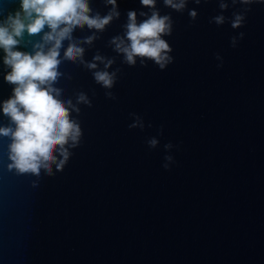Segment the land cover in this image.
I'll list each match as a JSON object with an SVG mask.
<instances>
[{"label":"water","instance_id":"obj_1","mask_svg":"<svg viewBox=\"0 0 264 264\" xmlns=\"http://www.w3.org/2000/svg\"><path fill=\"white\" fill-rule=\"evenodd\" d=\"M18 6L0 0L5 11ZM89 6L101 16L111 9L105 0ZM241 7L229 4L224 15ZM249 7L245 25L234 30L209 23L220 11L217 0L189 2L183 13L157 0L160 14L174 21L164 37L174 62L163 70L139 59L129 67L110 44L123 36L128 11L138 23L147 18L140 12L150 15L140 0H117L119 18L102 32L76 30L78 40L98 37L80 45L85 61L100 54L114 58L109 71L121 69L116 99H106L78 61L62 63V98L75 103L83 91L92 107L79 106L81 144L39 188L34 177L7 169L9 141L0 138V264H264V3ZM239 32L244 38L232 47ZM29 39L39 37L25 34L16 50L31 52ZM3 56L0 49V103L13 88ZM135 116L143 129L129 128ZM8 124L0 112V126ZM150 138L158 140L154 149ZM168 143L174 147L166 150ZM165 155L175 160L169 170Z\"/></svg>","mask_w":264,"mask_h":264},{"label":"clouds","instance_id":"obj_2","mask_svg":"<svg viewBox=\"0 0 264 264\" xmlns=\"http://www.w3.org/2000/svg\"><path fill=\"white\" fill-rule=\"evenodd\" d=\"M162 2L174 12L183 13L189 2L200 5L208 0ZM18 3L14 11L0 8V49L4 53L3 64L10 69L4 80L13 86L12 95L0 103V112L9 120L7 126H0V138L9 141L7 169L17 175L34 177L32 187L39 188L45 177H55L64 170L74 155L73 150L81 144L83 130L78 119L79 106L92 107L91 99L83 91L76 93L75 103L71 98H62L64 90L56 87L64 75L60 71L62 63L78 61L92 71L95 83L106 90L105 98L116 99L111 90L121 69L108 70L115 63L114 58L96 54L91 62H87L84 60L85 49L80 45H91L98 38L95 32H102L114 18H119L120 13L117 0H105L111 9L103 16L92 14L89 0H18ZM156 3L157 0H140L142 6L151 10L150 15L140 12V16L147 18L138 23L137 12L128 11L123 36L117 35L110 40L113 50L122 55V63L129 67H135L138 59L141 67H146V61H152L161 70L174 62L170 55L173 49L164 38L172 35L174 21L171 14L161 15ZM217 3L220 11L210 18L209 23L220 26L228 22L235 30L245 25L251 11L249 6L264 3V0H217ZM229 4L242 6L232 12L231 18L224 15ZM188 16L190 21H195L198 13L189 9ZM85 26L95 32L83 40L76 39V30ZM25 34L29 38L39 37L26 42L31 44V52L16 50L25 42ZM244 35V32H239L232 36L230 45L236 47ZM65 41L68 42L67 47L64 46ZM216 58L221 59L218 53ZM98 63L103 68H99ZM217 67H222V64ZM136 127H144L139 116H135V122L129 125L130 129ZM146 143L149 149H154L158 140L150 138ZM173 147L171 143L164 145L166 150ZM164 160L162 167L165 170L175 163L172 155H165Z\"/></svg>","mask_w":264,"mask_h":264}]
</instances>
